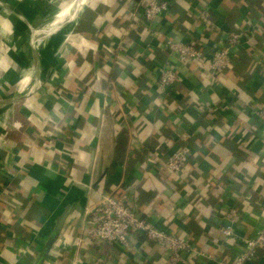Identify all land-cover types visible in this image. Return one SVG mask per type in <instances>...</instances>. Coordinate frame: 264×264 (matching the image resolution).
I'll return each mask as SVG.
<instances>
[{
  "label": "crops",
  "instance_id": "1",
  "mask_svg": "<svg viewBox=\"0 0 264 264\" xmlns=\"http://www.w3.org/2000/svg\"><path fill=\"white\" fill-rule=\"evenodd\" d=\"M62 2L0 6L1 27L25 35L22 61L0 57L1 79L19 77L22 62L31 69L28 90L18 95L3 84L0 92L15 97L0 114V264H168L143 234L105 252V243L86 238V213L109 192L132 199L157 228L187 237L190 264L233 263L243 239L264 227L263 0H170L151 21L149 0H90L69 37L36 58L30 26ZM234 30L248 36L217 79L205 60L181 63L167 48L173 39L213 50ZM166 65L179 73L168 93L156 84ZM172 147L190 154L182 183L167 175ZM230 208L239 214L234 238L220 230ZM247 264H264V249Z\"/></svg>",
  "mask_w": 264,
  "mask_h": 264
},
{
  "label": "built area",
  "instance_id": "2",
  "mask_svg": "<svg viewBox=\"0 0 264 264\" xmlns=\"http://www.w3.org/2000/svg\"><path fill=\"white\" fill-rule=\"evenodd\" d=\"M169 8L167 0H149L146 6V19L151 21L157 15L166 12ZM202 21L210 23L211 12L204 10L201 13ZM247 31H230L223 39L226 44L215 50L210 57L203 58L204 51L195 41L184 42L169 39L167 48L177 55L181 63H190L199 59L205 60L207 68L214 79L225 70L231 61L232 53L239 48L247 38ZM175 67L166 65L159 70L156 82L159 90L170 92L178 79ZM211 108L210 110H212ZM264 120V109L258 111ZM159 157V156H158ZM189 151L183 147L171 148L165 158V165L170 172H182L189 162ZM86 238L91 241L107 244H119L123 249L131 245V236L143 234L147 240L156 242L167 252L168 264H190L188 254L193 251L192 243L187 237L157 228L151 221L139 215L136 204L127 197L105 193L99 201L88 209L86 213ZM239 214L236 208H230L225 214V223L221 233L227 237H236V223ZM82 242L81 239L77 243ZM244 249L239 252L231 264H247L254 261L260 249H264V227L253 236L243 239Z\"/></svg>",
  "mask_w": 264,
  "mask_h": 264
},
{
  "label": "water",
  "instance_id": "3",
  "mask_svg": "<svg viewBox=\"0 0 264 264\" xmlns=\"http://www.w3.org/2000/svg\"><path fill=\"white\" fill-rule=\"evenodd\" d=\"M75 1V0H73ZM1 5H3V3H0ZM90 5H86L82 8V10L80 12H77L75 14V16L72 18V21L70 22H66L64 23L62 26L58 27L55 31H53L52 33L48 34V35H42L39 37H35L33 28H39L43 25V20L38 23L37 25H31L30 26V43H31V53L33 54L34 57L38 58L39 55L41 54L42 50L44 49V47L47 45V43H53L55 44L56 42H58L59 40L63 39L64 37H69V34L71 31H69L72 28V25L76 24L82 13L84 12L85 8L89 7ZM25 62H27L26 60H24ZM26 63L22 62V65L20 66V70H19V77H16L15 79L12 80V82H8V89L10 88L11 90H14L15 92H17V94H21V89H29V79L28 77L30 76V71L31 69L28 68L27 66H25ZM31 90V89H30ZM15 99L14 96H10L8 93H2V97L0 98V114L2 112H4L9 106H11L13 103V100ZM69 212L64 213L57 225H56V229L53 231L52 235L49 237V239L47 240L42 256L45 258L48 253L50 252V250L52 249V246L54 245V243H56V241L58 240V237L62 231L64 222L68 216ZM75 239H73V241H71L70 246L75 245Z\"/></svg>",
  "mask_w": 264,
  "mask_h": 264
},
{
  "label": "rangeland",
  "instance_id": "4",
  "mask_svg": "<svg viewBox=\"0 0 264 264\" xmlns=\"http://www.w3.org/2000/svg\"><path fill=\"white\" fill-rule=\"evenodd\" d=\"M65 3H66V1L63 0L61 6H59L56 9V11H54L53 14L50 15V17L55 19V16L62 17L66 13L68 14L69 13V12H67L68 10H65L67 7L66 6L64 7V5H63ZM0 6H2V5H0ZM2 9H0V14L4 13V11ZM71 16H73L72 13L68 16L69 18L67 19V22L72 21ZM1 17H2V15H0V18ZM2 23H4V22L1 20L0 21V57L1 56H8V58L11 59L12 63H15V61L17 62V60H20V59L22 61L23 59L21 58V55L19 54V52L25 51V48H23L25 35L23 34V37L22 36L19 37V34H20L19 28H21V27L18 26L19 28L16 31L15 29L12 30L11 26H7V24L5 25V27L4 26L1 27ZM60 24H63V22ZM3 69H5V67L4 68L0 67V92H1L3 84L5 83V81L1 79L3 74H4V73H2ZM4 85H7V84H4ZM4 175L2 176L3 178L6 176V175L5 176ZM1 182L2 181H0V186H2ZM2 198H3V193H2V189L0 188V199H2Z\"/></svg>",
  "mask_w": 264,
  "mask_h": 264
},
{
  "label": "bare ground",
  "instance_id": "5",
  "mask_svg": "<svg viewBox=\"0 0 264 264\" xmlns=\"http://www.w3.org/2000/svg\"><path fill=\"white\" fill-rule=\"evenodd\" d=\"M2 1L3 0H0V3H2ZM64 1H66V3L63 4V5H64V7L65 6L67 7L65 10H68L67 12H69V13L68 14L66 13L65 14L66 16L64 15L62 17L55 16V19H53L52 17H48L47 19H45L43 21V25L41 27L33 28L35 37H39V36H42V35L45 36V35H48V34L52 33L53 31H55L59 27L60 23L63 22V24H64V23L67 22V19L69 18L68 16L71 13L73 14V16H71V19H72L77 12H80L82 10V6L80 7V5H81V2H83L84 0H75V1H73V0H64ZM89 1L90 0H87V3L85 4V6L89 3ZM76 6H77V8H76ZM75 8H76V10H75Z\"/></svg>",
  "mask_w": 264,
  "mask_h": 264
},
{
  "label": "trees",
  "instance_id": "6",
  "mask_svg": "<svg viewBox=\"0 0 264 264\" xmlns=\"http://www.w3.org/2000/svg\"><path fill=\"white\" fill-rule=\"evenodd\" d=\"M167 1H169L170 2V0H167ZM263 2H264V0H263ZM208 24L209 23H204V25H206V26H208ZM224 44H226V40L225 39H223L222 40V45H224ZM221 45V46H222ZM198 47H200L199 45H198ZM200 48H202V47H200ZM218 48H220V47H217V48H214L213 50H207L206 48H202L203 49V51H204V56L205 57H203V58H208V57H210V55L215 51V50H217ZM174 86V85H173ZM173 88V87H172ZM163 143H164V141H163ZM160 161H164L162 158L161 159H159ZM183 171H184V169H183ZM183 171L182 172H167V175H170L171 177H174V179H178V180H180L179 182L180 183H182L183 182V179H184V177H183ZM0 181H3V177H2V175H0ZM135 235V237H136V235L138 236V235H141V234H139V233H136V234H134ZM98 245V244H97ZM104 245V246H103ZM103 245H99L98 247L100 248V249H102L104 252L107 250V249H109L112 245H110V244H107V243H105V244H103Z\"/></svg>",
  "mask_w": 264,
  "mask_h": 264
}]
</instances>
